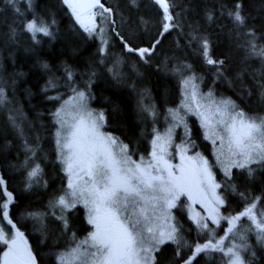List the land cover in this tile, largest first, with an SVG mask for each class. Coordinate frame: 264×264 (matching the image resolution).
<instances>
[{"label":"trees","instance_id":"16d2710c","mask_svg":"<svg viewBox=\"0 0 264 264\" xmlns=\"http://www.w3.org/2000/svg\"><path fill=\"white\" fill-rule=\"evenodd\" d=\"M166 1L168 30L165 11L152 0L101 1L110 12V41L119 56L141 67L144 77L137 88L96 70L92 105L104 113L106 131L126 144L135 158L149 156L153 135L145 112L149 106L138 100L146 102L148 96L152 113L170 110L180 100L181 78L188 73L197 76L204 89L232 100L239 111L264 117V0ZM139 13L141 18L133 16ZM40 25L61 36L50 46L44 41L38 47L44 37ZM12 30L27 39L24 49L15 51L18 61L14 64L10 56L15 52L9 47ZM96 55L102 56L99 40L77 23L64 0H0V76L16 81L17 75H25L18 78L16 108L31 121H39L36 138L17 134L16 112L7 109L8 90L0 77V226L8 235L13 230L23 234L38 264H58V256L90 230L82 207L53 208L67 189L54 136L60 88L53 83H64L71 76L78 85L77 78L94 67L90 61ZM137 89L140 97L134 93ZM191 123L199 141L210 146L196 121ZM35 146L45 149L48 158L33 167L28 163ZM41 167L43 176L39 175ZM239 170H233L231 183H221L220 194L224 217L242 224L247 207L264 206V161L249 174ZM64 212L66 217L57 220L56 215ZM180 220L192 246L185 253L165 244L156 264H225L222 253L218 257L214 252L207 262L204 252L191 251L201 243L205 249L207 237L185 214ZM5 248L0 238V264ZM243 258L245 264H264V247L245 251Z\"/></svg>","mask_w":264,"mask_h":264},{"label":"rangeland","instance_id":"374dc122","mask_svg":"<svg viewBox=\"0 0 264 264\" xmlns=\"http://www.w3.org/2000/svg\"><path fill=\"white\" fill-rule=\"evenodd\" d=\"M163 11L168 30L171 26L168 8ZM133 16L141 18V13ZM74 18L99 40L102 56L92 58L90 63H94V67L90 66V71L86 70L77 78L80 86L73 84L71 76L64 83L58 80L53 83L56 89L60 88L57 92L60 96L54 118L57 126L54 136L67 187L53 208L61 206L69 211L82 207L90 227L84 237L58 256V264H102L108 249L100 240L110 243L114 233L121 229L126 230L132 240L126 257L131 264H156L157 253L168 243L186 253L192 245L182 230L180 215L184 214L206 235L209 244L203 250L200 249L204 244H197L191 251L199 249L204 252L207 262L216 252L218 257L220 253L224 254L225 264H245V251L264 247V206L257 208V203L250 205L246 208L245 223H236L233 218L223 215L220 187L221 183L232 182L233 170L240 169L249 174L264 161V117L239 111L232 100L204 89L200 79L188 73L181 78L180 100L170 110L152 113V101L150 103L148 96L145 97L146 102L138 100L142 105L146 103L149 106L145 112L153 135L149 156L135 158L126 144L106 131L104 113L92 105V86L97 70L113 81L122 80L138 88L144 77L142 69L131 58L117 53L108 30L110 12L102 4L82 16L74 12ZM39 28L44 37L39 40L38 47L44 41L50 46L61 36L44 25ZM10 36L12 52L17 49L22 51L27 45L26 37L19 32L12 30ZM15 54L10 56L11 64L18 61ZM0 77L8 90L5 101L10 106L7 109L16 112L13 123L16 124L17 134L24 135L28 140L36 138L39 121H31L16 108L20 103L19 79L25 78V75H17L19 79L16 81ZM134 93L140 97L139 89ZM192 119L201 130L202 139L210 146L206 147L199 141ZM241 120L246 124H255L259 130L253 131L250 139L237 145L233 142L230 126L236 123L239 127ZM30 153L28 164L33 167L40 164V159L46 161L48 158L47 151L40 146L33 147ZM101 162L109 175L112 168L118 170V175L127 182L125 187L129 189L118 191L112 200L105 203H101L98 193L111 185L106 179L102 180L98 172ZM181 169H186L187 178L180 172ZM39 175H44L42 167ZM56 216L57 220H61L59 217L63 219L66 214L58 213ZM94 218H99L100 229L97 223L92 222ZM223 223V230L218 235ZM235 224L236 227H233ZM8 234L0 226V238L6 244L1 264L5 261L12 264L14 256L26 261L32 259L23 234L14 230ZM224 234L227 238L222 241Z\"/></svg>","mask_w":264,"mask_h":264},{"label":"snow or ice","instance_id":"6c2138e0","mask_svg":"<svg viewBox=\"0 0 264 264\" xmlns=\"http://www.w3.org/2000/svg\"><path fill=\"white\" fill-rule=\"evenodd\" d=\"M162 6L167 9L166 3ZM235 19L238 21L241 19L238 13L235 15ZM33 27V25H29V29ZM230 130L233 136V142L239 145L242 144L244 140L250 139L253 131H258L259 129L255 124H246L243 120H241L239 121V127H237L236 123H233L230 126ZM92 166H94V164ZM104 167L103 162H101V168L98 169V172L102 175V180L106 179L111 187L106 186L103 192L98 193L101 203L112 200L118 191L129 190L125 187L127 182L118 175V170L112 168L111 165H107V167L112 168L111 175H109L106 171H104ZM148 186L151 187V184L148 183ZM98 219L99 218H94L92 222L97 223V227L100 229L101 225L97 222ZM93 238L96 239V237ZM100 243L103 244L104 248L108 249V255L104 258L102 264H125V262L126 264H131L130 260H126V257L131 249L132 240L126 230L121 229L116 231L111 238L110 243L103 239L100 240ZM5 264H8V262L5 261Z\"/></svg>","mask_w":264,"mask_h":264},{"label":"water","instance_id":"95a60500","mask_svg":"<svg viewBox=\"0 0 264 264\" xmlns=\"http://www.w3.org/2000/svg\"><path fill=\"white\" fill-rule=\"evenodd\" d=\"M102 0H65L67 6L75 12L78 16L85 15L95 9H97L99 6H101ZM158 5L166 10L162 5L164 3L167 4L166 0H155ZM168 8V4H167ZM12 264H37L36 260L34 258L30 260H23L17 256H14L12 258Z\"/></svg>","mask_w":264,"mask_h":264},{"label":"flooded vegetation","instance_id":"af4514ba","mask_svg":"<svg viewBox=\"0 0 264 264\" xmlns=\"http://www.w3.org/2000/svg\"><path fill=\"white\" fill-rule=\"evenodd\" d=\"M184 170L186 171V169H181L180 170V172H182V174L187 178V175H186V173L184 172ZM22 236H24V235H22ZM24 238L26 239V241H27V243H28V246H29V242H28V240H27V238L24 236Z\"/></svg>","mask_w":264,"mask_h":264},{"label":"bare ground","instance_id":"6f19581e","mask_svg":"<svg viewBox=\"0 0 264 264\" xmlns=\"http://www.w3.org/2000/svg\"><path fill=\"white\" fill-rule=\"evenodd\" d=\"M14 231H16V232H19L18 230H14ZM198 250V249H197ZM37 263V262H36ZM38 264V263H37Z\"/></svg>","mask_w":264,"mask_h":264}]
</instances>
